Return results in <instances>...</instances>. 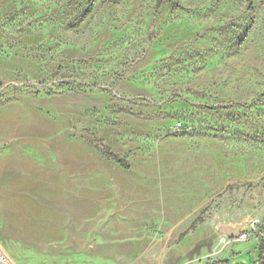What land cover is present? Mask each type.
Listing matches in <instances>:
<instances>
[{
  "label": "rangeland",
  "instance_id": "374dc122",
  "mask_svg": "<svg viewBox=\"0 0 264 264\" xmlns=\"http://www.w3.org/2000/svg\"><path fill=\"white\" fill-rule=\"evenodd\" d=\"M39 100L50 142L0 192L10 264H254L264 0H0V107Z\"/></svg>",
  "mask_w": 264,
  "mask_h": 264
},
{
  "label": "crops",
  "instance_id": "0c3cea01",
  "mask_svg": "<svg viewBox=\"0 0 264 264\" xmlns=\"http://www.w3.org/2000/svg\"><path fill=\"white\" fill-rule=\"evenodd\" d=\"M38 103L18 102L0 107V192H18L16 187L22 185L18 179L20 171L27 167L23 162L35 159L28 154H35L50 142L54 123L41 100Z\"/></svg>",
  "mask_w": 264,
  "mask_h": 264
},
{
  "label": "built area",
  "instance_id": "2783aa9c",
  "mask_svg": "<svg viewBox=\"0 0 264 264\" xmlns=\"http://www.w3.org/2000/svg\"><path fill=\"white\" fill-rule=\"evenodd\" d=\"M181 127L182 124L178 123L177 128L180 129ZM237 237L239 241L242 243L249 241L250 238V236L246 232H240ZM0 264H10L7 256L4 254V252L1 249H0ZM254 264H261V261L258 258H255Z\"/></svg>",
  "mask_w": 264,
  "mask_h": 264
},
{
  "label": "trees",
  "instance_id": "16d2710c",
  "mask_svg": "<svg viewBox=\"0 0 264 264\" xmlns=\"http://www.w3.org/2000/svg\"><path fill=\"white\" fill-rule=\"evenodd\" d=\"M108 158L110 160H112L113 162H115L117 165H119L120 167H122L125 170H129V165L123 161L120 160L114 156L109 155ZM257 252H258V259L261 261V264H264V242L260 243L257 247Z\"/></svg>",
  "mask_w": 264,
  "mask_h": 264
},
{
  "label": "bare ground",
  "instance_id": "6f19581e",
  "mask_svg": "<svg viewBox=\"0 0 264 264\" xmlns=\"http://www.w3.org/2000/svg\"><path fill=\"white\" fill-rule=\"evenodd\" d=\"M224 242H225V240H224V238H222V239H221V243H222V244H225Z\"/></svg>",
  "mask_w": 264,
  "mask_h": 264
}]
</instances>
